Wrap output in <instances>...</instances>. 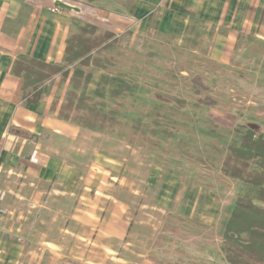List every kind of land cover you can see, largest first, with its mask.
Returning a JSON list of instances; mask_svg holds the SVG:
<instances>
[{
  "label": "rangeland",
  "instance_id": "obj_1",
  "mask_svg": "<svg viewBox=\"0 0 264 264\" xmlns=\"http://www.w3.org/2000/svg\"><path fill=\"white\" fill-rule=\"evenodd\" d=\"M197 5L179 10L177 18L171 13L156 34H150L151 21L148 35L108 38L90 55L92 68L85 72L92 77L78 94L86 95L90 106L118 111L114 127L107 123V131L100 133L64 121L79 190L94 182V193L106 192L101 179H90L97 172L90 166L110 167L118 177L132 174L138 187L130 197L117 185L116 194L119 201L137 206L145 235L134 247V259L121 248L111 264H228L225 228L247 185L226 176L222 167L230 146L238 142L240 121L264 123V0H203ZM154 7L158 13L164 9L163 3ZM71 11L70 36L82 33L84 25ZM48 14L54 23L64 21L59 12ZM73 70L68 78L58 74L45 82L43 98L54 109L53 117L67 104ZM124 83L137 92L112 94ZM32 91L30 86L26 92ZM70 113L74 120L88 115L82 109ZM155 128L169 129L178 138L154 134ZM249 170L261 168L251 161ZM10 205L7 211L0 207V214L17 221L21 230L0 239V263L33 264L39 258L38 264H46L50 248L43 241L44 206L30 213L23 205L26 217L21 219ZM47 208L59 223L62 213ZM48 226L59 231L54 223ZM0 232H6L2 226ZM103 261L110 264L109 258Z\"/></svg>",
  "mask_w": 264,
  "mask_h": 264
},
{
  "label": "crops",
  "instance_id": "obj_2",
  "mask_svg": "<svg viewBox=\"0 0 264 264\" xmlns=\"http://www.w3.org/2000/svg\"><path fill=\"white\" fill-rule=\"evenodd\" d=\"M31 1L0 0V207L7 211L13 204L18 217L24 219L23 205L30 213L44 206L41 221L47 227L43 241L50 248H46V264H104L105 258L111 264L112 254L121 248L128 249L134 259V247L145 235V221L135 213L136 205L119 201L116 194L117 185L130 197L139 192L133 175L118 177L110 167L101 170L90 166L97 171L90 179H101L100 188L106 192L101 191L100 197L98 191L94 193V182L79 190L80 176L70 158L68 124L53 117L51 104L44 102V85L50 79L40 87V100L29 103L34 86L26 85L24 72L17 73L16 67L32 60L61 64L67 41L77 35L101 38L112 33L116 38L124 33L143 37L149 34L151 21L154 29L150 34H156L157 26L167 17L171 19V13L172 18L180 17L179 10L198 9L197 3L203 0ZM158 3L164 6L159 13L154 7ZM53 6L62 7L59 17L64 21L54 23L56 19L48 14ZM69 10L76 11L84 22L82 33L68 34ZM91 27L96 28L93 34ZM30 86L33 91L27 93ZM51 198L58 202L49 205ZM47 206L62 213L59 223ZM8 218L6 213L0 214V226L6 231L0 232V239L9 237L12 229L21 230L17 221ZM52 223L59 231L49 229ZM38 262L35 258L33 264Z\"/></svg>",
  "mask_w": 264,
  "mask_h": 264
},
{
  "label": "trees",
  "instance_id": "obj_3",
  "mask_svg": "<svg viewBox=\"0 0 264 264\" xmlns=\"http://www.w3.org/2000/svg\"><path fill=\"white\" fill-rule=\"evenodd\" d=\"M95 31L96 28L91 27L90 33L93 34ZM111 37H113L112 33H106L101 38L84 35L71 37L67 41L61 64L38 60L20 62L16 72H24L26 85L34 86V92L28 102L40 100L43 92L40 87L45 81L58 74L68 78L74 69L71 78L72 89L69 91L67 104L58 111L57 118L100 133L107 131L105 126L107 123L110 127H114L118 123L116 118L118 111L106 112L101 108L90 106L86 95L78 94V90L92 77L91 71L85 72L86 69L92 68L90 55L103 41ZM124 89L131 93L137 92L130 88L129 83H124L121 88L112 90V94H121ZM179 103L185 108L184 101L181 100ZM72 109L87 110L88 115L79 116L74 120L70 113ZM137 125L138 129H143L139 123ZM153 132L154 134L163 132L165 138H178L169 129L155 128ZM236 134L239 137L238 142L230 146V155L224 161L222 170L226 176L243 181L247 189L246 195L237 199L226 224L224 250L228 264H264V123L254 118L240 121ZM251 161H254L261 171L249 170Z\"/></svg>",
  "mask_w": 264,
  "mask_h": 264
},
{
  "label": "built area",
  "instance_id": "obj_4",
  "mask_svg": "<svg viewBox=\"0 0 264 264\" xmlns=\"http://www.w3.org/2000/svg\"><path fill=\"white\" fill-rule=\"evenodd\" d=\"M51 10H52V11H56V12H60V11H62V7H60V6H53V7L51 8Z\"/></svg>",
  "mask_w": 264,
  "mask_h": 264
}]
</instances>
